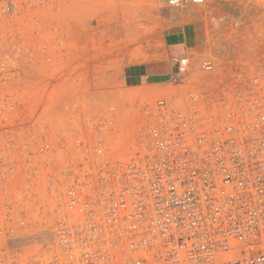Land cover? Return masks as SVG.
Masks as SVG:
<instances>
[{
	"label": "built area",
	"instance_id": "2783aa9c",
	"mask_svg": "<svg viewBox=\"0 0 264 264\" xmlns=\"http://www.w3.org/2000/svg\"><path fill=\"white\" fill-rule=\"evenodd\" d=\"M93 1L0 0V264H264L261 75L183 54L133 99L67 84Z\"/></svg>",
	"mask_w": 264,
	"mask_h": 264
},
{
	"label": "rangeland",
	"instance_id": "374dc122",
	"mask_svg": "<svg viewBox=\"0 0 264 264\" xmlns=\"http://www.w3.org/2000/svg\"><path fill=\"white\" fill-rule=\"evenodd\" d=\"M186 2L181 9L168 8L159 0H95L89 7L79 5L70 19L72 26L62 31L71 40L65 49L72 56L68 64L73 73L63 82L111 89L125 100L133 99L158 85L167 86L175 72L173 58L183 55L184 47L192 49L191 77L200 75V61L209 58L217 67V80L242 85L259 74L264 81L262 1ZM183 34L181 47L177 43ZM149 61L167 72L162 82L145 87L125 83L123 73L130 64Z\"/></svg>",
	"mask_w": 264,
	"mask_h": 264
},
{
	"label": "crops",
	"instance_id": "0c3cea01",
	"mask_svg": "<svg viewBox=\"0 0 264 264\" xmlns=\"http://www.w3.org/2000/svg\"><path fill=\"white\" fill-rule=\"evenodd\" d=\"M179 46L184 47L185 34L177 43ZM184 54L189 53L190 48L184 47ZM161 65L155 61L141 62L136 64H130L123 73V78L126 84L132 87H145L155 85L162 82L167 72L160 69ZM130 81V82H129Z\"/></svg>",
	"mask_w": 264,
	"mask_h": 264
},
{
	"label": "bare ground",
	"instance_id": "6f19581e",
	"mask_svg": "<svg viewBox=\"0 0 264 264\" xmlns=\"http://www.w3.org/2000/svg\"><path fill=\"white\" fill-rule=\"evenodd\" d=\"M159 1L162 2V3H164V2L161 1V0H159ZM190 1H191V0H189V3H190V4H193V3H191ZM261 1H262V4L264 5V0H261ZM201 2L203 3L204 0H201ZM202 3H198V4H202ZM164 4H165V3H164ZM165 6H166V4H165ZM166 7H167V6H166ZM168 8H169V7H168ZM181 8H182V7H181ZM181 8H180V9H181ZM173 9H174V8H173ZM90 10H91V9H90ZM87 11H88V8H87ZM89 12H90V11H89ZM86 13H87V12H86ZM195 13H196V12H195ZM195 13H192V14H195ZM82 14H83V13H82ZM197 14H198V13H197ZM76 15H78V14H76ZM79 16H80V15H79ZM77 17H78V16H77ZM78 18H79V17H78ZM82 18H83V17H82ZM207 55H208V54H207ZM92 56H93V55H92ZM210 56H211V55H210ZM212 56H213V55H212ZM129 57H130V56H129ZM188 58H190V57H188ZM190 60H191V58H190ZM219 62H220V61H219ZM217 64H218V63H217ZM112 66H114V65H112ZM215 68H217L216 65H215ZM106 69H107V68H106ZM215 70H216V69H215ZM218 70H219V69H218ZM191 73H192V72H191ZM41 240H42V241H43V240H46V238L43 237L42 239H40V241H41Z\"/></svg>",
	"mask_w": 264,
	"mask_h": 264
}]
</instances>
